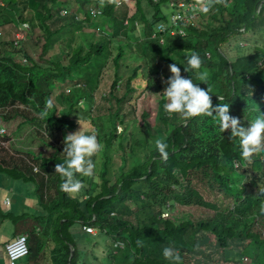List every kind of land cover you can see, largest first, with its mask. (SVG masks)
I'll list each match as a JSON object with an SVG mask.
<instances>
[{"label":"trees","instance_id":"1","mask_svg":"<svg viewBox=\"0 0 264 264\" xmlns=\"http://www.w3.org/2000/svg\"><path fill=\"white\" fill-rule=\"evenodd\" d=\"M117 1L0 0V28L14 19L11 14L18 12L16 8H21L19 19L28 21L31 32H41L39 39H45L43 53L59 41L63 48L62 59L58 58L52 66L42 67L28 55L26 62L21 61L25 51L23 45L5 42L0 36V105L19 103L39 113V117H33L31 122L46 130L48 136L39 132L38 135L46 146L53 149L50 158L39 155V159L43 157L39 163L41 168L63 162L64 137L78 129L81 123L77 120L78 113L92 106L94 92L99 88L114 44L118 50L112 57L116 67L113 82L116 90L122 81L119 75L121 60H140L141 57L151 62L153 73L150 81L140 83L142 90L158 85L163 92L167 86L164 83L171 76L169 65L176 63L183 77H192L201 88H209L213 106L220 103L218 96H222L223 103H230L229 111L237 107V112L243 113L246 119H252L257 113L255 110L264 106V38L260 35L252 40L250 36V31L263 22L255 8L261 0H230L231 27L221 28L217 33H214L215 24L219 28L225 23L223 7L216 5L207 13L201 12L198 24L186 27L188 34L185 38L173 37L169 32L153 37L156 25L168 21L170 0H121V5ZM129 2L135 5L132 13ZM91 3L102 10L101 15L92 14V7H88ZM64 9H70V13L61 15ZM141 22L144 24L139 28ZM86 24L92 28L100 27L101 32L85 31ZM235 35H242L240 40L254 43L253 49L248 48L251 52L238 54L235 51L233 56L220 51L223 44L231 41L229 37ZM121 36L126 40L120 39ZM193 52L201 57L202 66L200 70L188 73L182 65L186 63L184 58ZM200 73H206L205 81L199 80ZM143 77L142 66H137L127 80L124 95L115 97L119 107L110 109V127H106L102 118L107 120L101 114L95 118L91 115L80 117L90 120L97 129L95 135L100 148L91 157L92 161H96L97 153L103 161L98 164V175L87 182L81 174H76V178L84 182L79 194L61 191L62 180L57 175L56 182L47 179L36 186L38 193L46 186L54 187L56 197H50L45 203L41 194L37 196V204L29 206L27 196L26 200L20 196L22 205L15 200L16 206L8 207L4 200L10 195L0 187V192L4 193L0 197L3 221L10 219L17 235L27 233L29 236L30 252L25 256V264H87L81 262V245L71 232L80 221L96 226L104 236L109 248L103 252L108 255L107 264H170L162 255L165 247L177 249L181 259L188 256L190 264H221L214 262L212 253L207 254L202 249L211 243V233L217 240L211 248L220 254V260L225 261L223 264H264V151L245 159L240 155L238 140L229 138L230 132L220 135L219 129L210 126L196 134L200 121L215 123L204 116L184 118L179 114H166L163 93L156 125L148 121L150 114L144 110L141 126H130L131 122L121 113L122 103L137 90L132 87V82L143 81ZM59 94L62 107L56 108L54 101ZM111 97L114 98L112 92ZM49 100L53 104L51 109L47 108ZM234 114L230 111V115ZM118 124L124 126L122 133H117ZM200 136L218 140L216 143L221 146L222 154L217 146L213 148L220 160L199 149ZM156 139H162L168 145L166 160L159 156ZM119 151L120 161L115 164V155ZM235 162L240 163L237 171L243 175L237 179L232 176ZM196 169L202 170L200 175L204 178L215 182L218 194L211 189L214 185L204 187L198 184L193 178ZM221 169L227 173L223 175L219 172ZM26 172L29 175L17 166L10 169L0 165V173L8 175L10 180L8 189L17 180H33L32 170L26 169ZM140 178L144 180L138 181ZM183 182L186 189L177 191ZM173 186L172 198L179 204L206 209L208 215L197 220L192 216L162 219L160 214ZM132 187L140 191H132ZM164 189L167 191L160 197ZM17 190L21 192V186ZM54 195L55 191L51 196ZM220 196L221 201L218 200ZM129 197L137 199L131 206L127 203ZM212 210L215 213H211ZM115 240L125 243V248L116 253L113 252ZM49 243H53L52 248ZM71 245L75 251L70 257ZM235 249H240L238 258L233 256ZM7 257L3 241L0 244V264H4Z\"/></svg>","mask_w":264,"mask_h":264},{"label":"clouds","instance_id":"2","mask_svg":"<svg viewBox=\"0 0 264 264\" xmlns=\"http://www.w3.org/2000/svg\"><path fill=\"white\" fill-rule=\"evenodd\" d=\"M229 2H230V0H189V1H186V0H170V2L168 4L169 8L167 7V11L169 12L168 13V21H161L156 25L153 37L158 36V33H161V35H164V33L169 32L171 34V36H173V37L174 36H182V38H185L188 34L186 27L195 26L196 24H198V22L201 19V12L207 13V12L211 11L216 5H221L223 7L222 17L224 18L225 23L223 25H221L219 28H218L217 24H215L214 33L219 32L221 28H230L231 25H229V23L231 21V15H230V11H229ZM1 4H3V2ZM117 4L121 5L122 1L121 0L117 1ZM88 7H92V14L93 15H101L102 14V10L99 9L98 7H96L95 4L91 3ZM164 7H166V6H164ZM255 8L257 9L258 15L263 18V22L258 24V26L256 27L257 29L250 31V36L252 37V40L259 38L260 35H261V38H264V32L261 33L262 31H264V27H263L264 26V0H261L258 4H256ZM68 12H70V9H68L67 11L64 9L61 11L60 14L61 15H67ZM20 21L21 22H20L19 27H18L19 32L22 34H24L26 32L27 33L31 32V27H30L29 22L28 21H22V20H20ZM126 23H127V21H126ZM142 24H144V23L143 22L139 23V26H142ZM96 29H98V30H96ZM93 30L97 34H99L101 32L100 27H95V28H93ZM241 30H244V29H241ZM241 37H242V35L230 36L229 39L231 41L227 44H223L220 47V51H222L223 53H228V54L232 53L231 55L234 56L233 52L238 51L239 48L240 49L242 48L239 45L240 41H241L239 38H241ZM22 40L23 41L26 40L25 37H22V38L20 37L19 40L8 39V40H4V41L5 42L14 41L16 44L20 45L23 42ZM242 41H246L248 43V48L253 49L254 43L251 44L248 40H242ZM260 43L262 44V41H260ZM235 44H237L238 46L235 47ZM208 56H210V53H208ZM184 60L186 63H185V65H182V66H183V69L185 72L190 73L194 70L198 71L201 69L202 59L197 53L193 52L191 55L186 56L184 58ZM23 61L26 62L27 58L24 57ZM169 70H170L171 76L167 79V81H165L167 86L165 87L164 91L162 92L164 97H165V102L163 104V111L166 114H169V115L179 114L180 116H182L184 118L195 117V116H204V117L211 118L215 124H212L211 122H209L207 120H205V124H203L200 121L196 127L197 130L195 131V133L197 134V132L203 131V129H209L210 126H211V129H219L220 135L223 132H225V133L230 132L229 138L231 140L232 139L238 140L240 155L243 156L245 159H251L253 153L264 151V112H259L260 109L255 110L258 114L256 113V115H253L252 119H246L244 117L243 113H241V112L239 113V112L234 111L232 109L230 111H234L235 114L230 115V111H229L230 103H223L222 102L223 101L222 96H218L220 103L213 106L211 98H210V94H212V93L208 87H207V89L201 88L198 83L194 82V80L192 79L191 76H190L191 78L183 77L181 75V68L178 67L176 63L169 65ZM198 78L200 81H205L206 73H200ZM101 79H102V77H101ZM132 87H134V86H132ZM112 88L113 89L111 92L113 93L114 98H115V97H117V95L115 94V92L117 90L113 86H112ZM110 96H111V93H110ZM110 98H112V97H110ZM118 98H121V97H118ZM115 100H116V98H115ZM81 106H83V102H81ZM117 106L119 107L118 102H117ZM52 107H53L52 101L49 100L47 102V108L51 109ZM27 108H28L27 106H24V105L19 104V103L9 104V105L7 104L4 106L0 105V155H1V150L9 151L14 156H18V157H21V155H24V154L14 150V147L11 143V141H13L14 138L8 132L5 123H7V121L8 122L12 121L13 119L16 120L18 117H22V111L26 110ZM87 108L90 109L91 106H88ZM30 114L31 113L27 114V116L29 117ZM88 115L89 114H86V116H88ZM28 117L25 118L26 121H31V119L34 116L31 117V119ZM80 117H81V115H79L77 120L82 121L83 119H81ZM92 117L95 118L96 116H92ZM87 121H90V120H86V125H91L92 126L91 129H85V127L80 124L81 129L79 131L72 133V134H68L64 137V140H63L64 160L62 163H59L57 165L54 164L53 166L49 165L47 169L41 168L43 170L42 171L40 169V167L38 166L39 164H37L36 160H34L33 156L39 157V155H43L44 159H46V158L52 157V155L50 154L51 152L47 154L43 151H40L38 153L36 151H32L33 156L31 154L27 153L30 156V158L34 161V162H32V161H30L31 159H27L31 163L32 169H31V167L26 166V165H22V166L18 165L17 167L20 168V170L24 169V172L26 174H28L26 172V169H31L32 171L34 170L36 173L41 172L43 174H47V172L48 173L50 172V175L48 174L47 178L44 179V181H47V179H50V180L56 182L55 178H57V175H58L61 177V180H62V183L60 184V190L61 191L68 193L70 195L79 194L81 192V189L83 188L84 182L77 179L76 174L77 173L81 174L84 177L85 182H87V180L98 175L99 172L97 171V164L99 162V159L102 158V157L99 158L98 157L99 153H97L96 161L93 162L91 159V157L99 150L100 145H99V143L97 141V137L95 135L96 130H97L96 127L94 128V126L90 122H87ZM107 121H109V123H110V117H108ZM245 121H247V123H245ZM32 124L34 126H36V129H40L39 127H37L36 124H34V123H32ZM119 125H121V124H118V126ZM118 126H117V128H118ZM106 127H107V124H106ZM122 132H123V129L120 131H118V129H117V133H122ZM37 133H38V131H37ZM40 141L42 142V144H44V141L41 137H40ZM217 141H213L209 137L200 136L199 140H198L199 149L203 152H206L207 154L213 155L215 158L220 160L218 152L216 151L215 148H213V147L217 146L219 148L221 154H222L221 146L218 143H216ZM44 146H46V145L44 144ZM155 147L159 153V156L162 159L166 160L168 158V155H169V153L167 151V149H168L167 143L164 142L162 139H156L155 140ZM26 152H27V150H26ZM42 158L40 159V162H42ZM0 160H2V162L4 164H6L5 158L0 157ZM0 165H2L3 167H7V166L3 165L2 163H0ZM14 167H16V166L7 167V168L13 169ZM239 168H240V163L235 162L233 164V169H235V170L232 172V176L234 177V179H237V178H240L243 176L239 171H237V169H239ZM48 169L49 170L51 169V170L47 171ZM179 172L181 173V171H179ZM193 172L194 171L191 170V173H193ZM196 172L193 173V178H196L201 184L204 185V187H211L212 185L215 186V182L210 181L209 178H204L202 175H200L202 170L196 169ZM219 172H221L223 175H225L227 173V171H225L224 169H221ZM32 175L34 176L33 180L24 181V182L17 180L14 182V184L16 183V185L21 186L22 188L23 187H29L30 196H31V189L33 188V186H35V191H37L36 186L38 184L37 178L35 177L34 174H32ZM5 177L8 178V175H6L5 173H0V181H2ZM143 180H144V178H140L138 181H143ZM2 182H6V180H3ZM9 182H10V180H9ZM99 182H100V179H99ZM181 185L178 186L177 191H184L186 189V188L181 189L180 188ZM49 189H52L53 191H55L54 187L51 188L49 186H46L39 193L37 191V193H38L37 196L39 197V195L42 194V191L44 192V191L49 190ZM211 189L214 193L218 194L217 191L214 190V187H212ZM132 191L138 192L140 190L139 189L136 190L134 187H132ZM166 191L167 190L164 189L160 193L159 196L163 197V194ZM172 191H175L174 186H173L172 190L170 191L171 195L167 199L168 202L165 205V209L162 210V212L160 214L162 219L170 218V217H173L175 215L174 213H175V210L177 208L178 202L174 198H172V195H173ZM30 196L29 195L27 196L28 201H29V203H28L29 206L36 205L38 197L33 199ZM7 200H9V203H7ZM136 200L137 199H135L133 197H129L127 203L131 206L136 202ZM13 204H14V202H13L12 197H10V196L5 197V200H4L5 206L11 207ZM159 209H160V207H159ZM210 212L215 213L213 210ZM0 217H1L0 220L3 221V217L1 215H0ZM95 218L96 217L94 216V219ZM7 221L8 220H4L3 223H6ZM77 225L78 226H75L73 229H77L78 231L81 232L79 239L82 242V244H81V247L79 248V250L81 252H83V254L86 252V246L88 243H83L84 239L80 238V237L89 236V238L91 240H93V243L96 242V244L102 239V241H100L101 244L98 245V247H101L102 243L107 244L104 241V236L101 235L99 229L96 226H94L92 224L82 223V221L78 222ZM13 227H14L13 228V230H14L13 235H15V236L8 238V241L5 240V247H6V251H7V255H8V257L6 259L8 260L9 264H13V263L10 260V256H9V253L7 250L8 245L10 243H12L14 240H16L17 237H19V236H26L27 237L28 252L26 253V255H24L23 257H21L20 259H18L17 261L14 262V264H19V261L21 259H23L25 256H27L30 252L29 236L27 233L17 235V233L15 232V226H13ZM88 228H91L92 230L89 231ZM96 229L98 231L97 236H99V238L95 237V236L93 237V235H92V234L96 233ZM210 237H211V243L206 244L209 249H207V248L205 249L206 245L202 249H204V251L207 254H211V253L213 254L212 258H213L214 262H221V264L225 263L224 260H220L221 259L220 254L214 252V250L211 248V246L213 244H216V241H217L215 235L211 233ZM213 238L215 239V241H212ZM2 242H3V240H1V238H0V244H2ZM114 242H116V240ZM52 247H53V244L51 245L50 248H52ZM74 251H75V248L73 247V245H71L70 257L73 255ZM162 255L166 260H168L170 262V264H180V263L181 264H190V261L187 257H186L187 260L185 262H182L183 259H181L179 251L177 249H174L173 247H165L162 251ZM216 255L219 256V259H216V257H215ZM97 258H99V257H97ZM83 261H85L87 264H90L86 260H84L83 255H82L81 262H83ZM101 264H104V263H101Z\"/></svg>","mask_w":264,"mask_h":264},{"label":"rangeland","instance_id":"3","mask_svg":"<svg viewBox=\"0 0 264 264\" xmlns=\"http://www.w3.org/2000/svg\"><path fill=\"white\" fill-rule=\"evenodd\" d=\"M130 4V13H132L135 9V5L134 2H129ZM16 11H18L16 14H11L14 16V19H10L9 24H6L4 27L1 28V32H2V39L8 40V39H16L19 40L20 37H25L26 40H22V45L24 47V53L22 55V57L20 58L21 61H23L24 57H27V55L31 58H33V60L40 66L44 67V66H52V64L57 61L58 58L63 57V48L60 44L61 41L56 42L55 46L53 48H51L49 51H47L46 53H43V49H44V42L45 39L44 38H40L39 39V35H41V32L38 33H20L18 30L19 24H20V20L19 17L20 15V11L21 8H16ZM70 12H68L67 14H69ZM27 17H30V15H27ZM4 17H2L3 19ZM143 26H139V28H141ZM93 30V28L89 25L86 24V28L85 31H91ZM98 30V29H96ZM120 39L126 40L125 36H121ZM130 43L132 45H134V41L131 40ZM234 43V42H233ZM242 48L238 49V54H247L249 52H251V49H248V43L246 41H240L239 44ZM238 45L235 44V47H237ZM114 49H113V54L110 58V61L108 62L106 68L103 71L102 74V79H101V84L99 86V88L94 92V101L92 103L91 106V110H85V112H79L78 114L81 116H86V114L92 115V116H96L99 117L98 114H101L102 116H104L106 118V120L108 119V115L110 113V109L113 108L115 109L117 107V101L114 98H110V93L112 91V86H113V82L115 80V71H116V67H115V62L114 60H112V57L114 55H116L118 53L117 48H115V44H114ZM25 54V55H24ZM232 54V53H231ZM234 54V52H233ZM237 54V56H238ZM167 65V64H166ZM137 66H142V72L144 73V80L143 81H134L132 83V86L137 87V90H135L133 93H131L129 95V97L122 103V109H121V113L126 115V120L130 121L131 125L130 126H141V124L143 123L142 120V115L144 110H147L150 114V117L148 118V121H150L153 125L155 124V120H156V113L158 110V105H159V100L161 99V93H162V89L159 88L158 85H152L150 86V88L146 89V90H142L141 84H144L145 81H150L152 78L153 73L151 72L152 70V66H151V62L146 60V59H142L140 57V60H136L134 58H128V59H122L121 60V67L119 69V75L122 78V81L120 83V85L118 86L117 91L115 92V94L117 95V97H122L124 95V93L126 92V83L127 80L129 79L130 76L133 75V70L137 67ZM164 85H166L164 83ZM71 87V86H70ZM67 91L69 90V86L66 89ZM109 99H112L111 101ZM61 100H62V96L59 94L57 97V100L55 99L54 101V105H56V108H60L62 107L61 105ZM59 103H58V102ZM244 108V107H243ZM238 108L236 107L234 109V111H237ZM259 112H264V107H262ZM30 114V116L28 117L27 114ZM39 117V113L32 110L30 107H28L26 110L22 111V117H18L16 120L13 119L12 121H7L6 127L8 132L10 133V135H12V137L14 138L13 141H11L14 150L18 151L24 155H21V157L18 156H14L12 153H10L9 151L6 150H1V158H5L6 160V164H4L2 162V160H0V163H2L3 165L7 166V167H13V166H22V165H26L31 167L32 169V165L31 163L27 160V159H31L30 156L27 154H31L32 155V151H36L37 153L40 151H43L45 153H50L53 151V149L44 146V144H42V142L40 141V137L37 133V131L39 132V134L41 135H47L45 133V129H36V126H34L31 121H26L25 118L28 117L31 119V117ZM102 120L104 122H106L107 127H110V123L109 121H105L104 118H102ZM90 122V121H87ZM81 125H83L85 127V129H91V127L86 125V121L82 120ZM81 125H79L78 129L75 131H79L81 129ZM118 131L124 129V126L119 125L118 126ZM74 132V133H75ZM27 150V152H26ZM120 151L116 153L115 155V164H118L120 161ZM33 156V155H32ZM34 157V160H38L37 164H39L40 159L38 157ZM101 160L103 161V159H99V162H101ZM32 162H34L32 159L30 160ZM35 162V163H36ZM98 162V164H99ZM41 163V162H40ZM97 164V167H98ZM39 166V165H38ZM40 167V166H39ZM41 169V167H40ZM42 170V169H41ZM43 171V170H42ZM95 173V172H94ZM31 174H34L35 177L37 178L38 184L39 182H41L42 180L46 179L48 174L50 175V172L47 174H43V173H36L34 170L31 172ZM96 174V173H95ZM116 178V175L113 174V179ZM3 180H6V182H2ZM2 181H0V187L2 188V190H5L4 193L9 194L10 196H12L13 198V202H14V206H16V201L15 200H19L18 204L22 205L20 203V196H23L26 200V191L23 192H19L17 190V188H15L16 183L15 184H11L10 188L8 189V186L10 184L9 179L7 177H5ZM197 180V179H196ZM114 182V180H112ZM198 181V180H197ZM198 184H200L201 186H204L203 184H201L198 181ZM214 187V190L217 191L218 187ZM181 189H185V183H183L180 187ZM8 189V190H7ZM22 189V187H21ZM7 190V191H6ZM2 192H0V197L2 196V194H4ZM54 194V191L52 189L46 190V191H42V195H43V201L46 203L47 201H49L50 197H56V189H55V195L51 196ZM223 196H225L224 193H222ZM31 197L33 199H35L37 197V191H35V186H33V188L31 189ZM222 196L219 197V201H221ZM226 197V196H225ZM29 203V201H28ZM17 210H20V206L18 205ZM175 217H177L178 219H180L181 217H187V216H192V218L194 220H197L199 218H203L205 216L208 215V211L206 209L203 208H193V207H189V206H185L183 204H179L177 203V208L175 210L174 213ZM258 227H263L261 225H259ZM71 232H74V237L77 241V243L79 245L82 244V242L79 239V235H80V231H78L77 229H72ZM97 229H96V233L92 234L93 237H98L97 236ZM84 239L83 243H88L86 246V252L83 254V258L84 260H86L88 263L90 264H107L108 262V255H104L103 252L105 253L106 250H108V246L107 244L102 243L101 247H98V243L96 244L93 243V240H91L89 237L85 236V237H80ZM105 239V238H104ZM102 241V239L100 240ZM212 241H215V239L213 238ZM53 243H50L49 245H52ZM114 246V251L113 252H117L118 249H123L125 248V243L123 241H119L116 240V242L113 243ZM95 247V248H94ZM209 249L207 247V245L205 246V249ZM240 253V249H235L234 250V255L235 257L238 258ZM99 257V258H97ZM186 257L188 256H182V259L185 260ZM216 259H219V256H215ZM105 260V262H103ZM182 260V262H184ZM27 261V258H23L19 261V264H25ZM4 264H9L8 260L6 258H4ZM181 264V263H180Z\"/></svg>","mask_w":264,"mask_h":264},{"label":"built area","instance_id":"4","mask_svg":"<svg viewBox=\"0 0 264 264\" xmlns=\"http://www.w3.org/2000/svg\"><path fill=\"white\" fill-rule=\"evenodd\" d=\"M9 203V200H7ZM91 231V228H88ZM8 253L10 256L11 262L14 264L15 261L26 255L28 252V244H27V237L26 236H19L16 240L8 245Z\"/></svg>","mask_w":264,"mask_h":264},{"label":"crops","instance_id":"5","mask_svg":"<svg viewBox=\"0 0 264 264\" xmlns=\"http://www.w3.org/2000/svg\"><path fill=\"white\" fill-rule=\"evenodd\" d=\"M0 34L2 35V32L1 31H0ZM2 40H5V39H2ZM23 191H26V196H28V195L30 196V189H29V187H23L21 189V192H23ZM13 228H14L13 227V224H12V222L10 220H8L6 223H3V221L0 220V238L3 239V241H5V240H7L10 237H14L15 235H13V233H14Z\"/></svg>","mask_w":264,"mask_h":264}]
</instances>
